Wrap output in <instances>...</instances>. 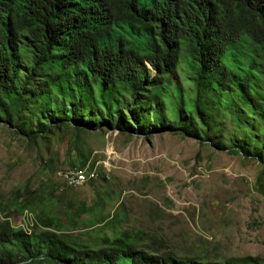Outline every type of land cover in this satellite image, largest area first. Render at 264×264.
Wrapping results in <instances>:
<instances>
[{
    "label": "trees",
    "instance_id": "1",
    "mask_svg": "<svg viewBox=\"0 0 264 264\" xmlns=\"http://www.w3.org/2000/svg\"><path fill=\"white\" fill-rule=\"evenodd\" d=\"M150 111L170 131L264 167V0H0V122L16 134H130ZM36 203L25 188L0 199V264H264L178 258L128 232L88 246L72 233L77 222L40 203L30 235L11 225Z\"/></svg>",
    "mask_w": 264,
    "mask_h": 264
},
{
    "label": "rangeland",
    "instance_id": "2",
    "mask_svg": "<svg viewBox=\"0 0 264 264\" xmlns=\"http://www.w3.org/2000/svg\"><path fill=\"white\" fill-rule=\"evenodd\" d=\"M173 78L179 81V72ZM145 115L136 121L144 133L101 125L89 132L69 127L34 143L0 122L1 201L16 189H27L50 216L63 224L77 222L80 229L72 233L88 246L99 244L98 236L128 232L178 258H264V167L170 131L152 111ZM88 168L89 180L75 187L67 174L61 175ZM39 203L31 210L34 216ZM7 214L0 212V221ZM21 215H10L13 227ZM114 215V228L108 223L101 227L99 222Z\"/></svg>",
    "mask_w": 264,
    "mask_h": 264
},
{
    "label": "bare ground",
    "instance_id": "3",
    "mask_svg": "<svg viewBox=\"0 0 264 264\" xmlns=\"http://www.w3.org/2000/svg\"><path fill=\"white\" fill-rule=\"evenodd\" d=\"M88 171H89V168L84 169L83 171H80L78 173L65 172V173H62L61 175L67 174L66 178H68L71 181L70 184L74 186L77 183L79 184V183H83V182H86L87 180H89L90 176L88 175ZM67 188H69V187H67ZM36 224H37V220H36L35 216L33 215V213L29 210H26L24 212V214L22 215V220H21L18 228L23 230V232H25L27 235H30L32 233L34 227L36 226Z\"/></svg>",
    "mask_w": 264,
    "mask_h": 264
},
{
    "label": "built area",
    "instance_id": "4",
    "mask_svg": "<svg viewBox=\"0 0 264 264\" xmlns=\"http://www.w3.org/2000/svg\"><path fill=\"white\" fill-rule=\"evenodd\" d=\"M24 213V212H23Z\"/></svg>",
    "mask_w": 264,
    "mask_h": 264
}]
</instances>
